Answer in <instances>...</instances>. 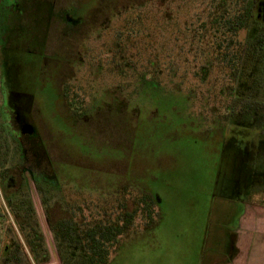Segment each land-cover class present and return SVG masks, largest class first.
Masks as SVG:
<instances>
[{"label":"rangeland","instance_id":"obj_1","mask_svg":"<svg viewBox=\"0 0 264 264\" xmlns=\"http://www.w3.org/2000/svg\"><path fill=\"white\" fill-rule=\"evenodd\" d=\"M97 1L101 9L90 12H102V19L89 14L86 20V6ZM213 1L0 0L11 101L23 95L20 105L25 106L26 96H37L27 115L40 129L37 135L47 144L61 186L45 197L34 189L25 194L35 221L43 223L50 257L45 263L24 246L21 259L10 262L4 256V245H23L25 238L21 216L4 207L0 193V264H62L45 218L69 215L72 188L91 194L86 202L95 212L99 204L116 211L118 199L137 209L134 228L112 250L109 264H224L235 255L247 202L264 200V132L259 126L264 116L225 127L214 123L230 99L222 90L228 69L223 71L211 54L214 31L203 26L211 23ZM112 13L114 20L105 21ZM131 17L135 22L127 21ZM261 18L262 13L237 32L239 42L254 40ZM87 22L91 25L85 28ZM120 40L124 53L116 48ZM29 48L41 50L48 62L40 55L34 64ZM257 68L264 87V61ZM242 69L250 71V66ZM148 71L156 72L173 94L163 99L140 95L138 78ZM175 87L182 94L191 92L190 102ZM37 139L24 136L27 152L43 156ZM6 144L5 163H15L13 172H20L22 145ZM146 193L159 199L150 224L142 202ZM77 202L84 205L85 200ZM77 208L76 219L83 222Z\"/></svg>","mask_w":264,"mask_h":264},{"label":"trees","instance_id":"obj_2","mask_svg":"<svg viewBox=\"0 0 264 264\" xmlns=\"http://www.w3.org/2000/svg\"><path fill=\"white\" fill-rule=\"evenodd\" d=\"M254 6L255 0H248L247 6L243 9L244 12H242V9L240 10L236 7L237 13L231 14V11H228L227 3L224 2L219 5V17L215 19V23L212 25L219 35L218 37L215 36L212 41V55L217 60L218 65H221L223 71L228 69V71L226 70L228 85H225L222 90L230 100L228 103L224 104V111L222 114L220 113L221 117L214 120L215 124L222 123L224 127L232 122H240L241 120L242 123H249L250 119H254L260 114L264 116V104H261L264 99H260V93L255 92V88L254 90L253 88L251 89L250 83V86H246L253 75L245 73L242 69V65L248 63V58L244 57L245 52L248 51V47L246 45H243V47L242 43L234 38L239 30L249 25ZM224 19L227 23L221 25V21ZM203 26H205V24H203ZM227 33H229L228 41H223L222 37L223 35H227ZM249 46L251 47L249 49L254 51L252 48L255 45L250 44ZM157 79L158 74L151 71H148L146 77L143 78V76H141L138 78L140 95L144 97L147 96L151 99H163L173 94L174 91L172 88H167ZM175 88L181 90L179 87ZM178 92L180 93V98L184 100V102H190L191 92L183 94L182 90ZM260 122L262 123L259 125L260 132H264V118L261 119ZM3 131L4 127L2 126L0 131V168H2V166L4 167L6 162L2 157V151L6 150L7 147L5 137H3ZM158 200L159 199L155 201L151 194L146 193L143 195L142 202L145 204L146 217L148 219L146 223L150 224L154 222L156 210H159ZM118 201L119 199L117 200V207L115 209L117 212L112 209H105L103 206L101 207L100 204L95 205V212L91 204V209L86 210L87 216L84 217L85 210L82 209L84 207L77 208V211H80L84 218L83 222L76 219V215H79L77 212L74 211L73 215L75 217L72 215L71 207L69 206V215L64 218L61 217L60 222L56 224L58 227L56 233L58 236L57 246L62 264H109L112 250L118 247L123 237L134 228L137 213V209L132 210L129 207L127 199L123 202L119 201L121 203H118ZM9 202L11 210L16 218L20 216L33 218L34 206L28 195L9 200ZM154 202H156L155 205ZM119 209H121L120 212H118ZM72 219L76 220L74 222L73 232L71 230L73 224L68 222ZM29 225V227L32 228L28 240L34 252L32 256L39 260V262H48L50 257L46 249L43 248L44 242L42 238L39 237V231L35 227L37 224L31 222ZM22 226H24V223L20 222V227L23 229ZM4 256L10 262L21 259L20 251L13 250L11 247L4 253Z\"/></svg>","mask_w":264,"mask_h":264},{"label":"flooded vegetation","instance_id":"obj_3","mask_svg":"<svg viewBox=\"0 0 264 264\" xmlns=\"http://www.w3.org/2000/svg\"><path fill=\"white\" fill-rule=\"evenodd\" d=\"M97 2H95L93 5H91L92 4L91 3L90 5L86 6V10L88 11V12L87 11L84 12L85 13L84 16H85L86 20L88 19V18H86V16H88L89 14L95 15L96 16L95 20L102 19L100 17L102 12H92V11L90 12V10L92 8H94L96 10L101 9V7L98 6L99 2L98 3ZM224 2L227 3L228 11L233 10V12L231 14H235V12L237 13L236 7H237V9H240V10L242 9V12H244L243 9L245 6H247L248 0H214L213 1V4L211 5L212 12H209V15H210L209 19H210L211 23L206 22L207 24H205V25L210 26L208 29L209 31H211V29L214 31L212 33L213 35L211 34V42H210L211 54L213 53V47H212L213 42L212 41L214 40L215 36H217V37L219 36L217 31L214 30L212 25L215 23V19L217 17H219L218 16L220 14L219 5H221ZM230 7L232 9H230ZM69 13H73V10H71V12H69ZM261 13L264 14V0H255V6L253 7V15L249 21V25L251 24V22L253 20L256 21L257 17L260 16ZM105 16H106L104 18L105 21L106 20H114V13H112V18H110L108 15H105ZM226 17H227V15H226ZM66 18L71 19L70 17H67V16H66ZM169 19H173V18L167 17V20H169ZM95 20H93V21H95ZM127 21L128 22H135L133 17H131V19H129ZM142 21H144L143 18H142ZM226 23H227V21H225V19L223 21H221V25L226 24ZM90 25L91 24H89V22H87V24L85 25L86 26L85 28L89 27ZM249 25H247V27ZM247 27H245V28H247ZM255 30H254L255 31V34H254V40L255 41L253 40V41L248 42V43L241 42L242 46L246 45L248 47V51L245 52L244 57L248 58V63H246V64H247V67L250 66V71H248V72L245 71V73L253 75L252 78L250 79V81H248L247 85L246 84L245 85L250 86V84H251V89L253 88V90H254V88H255V92L262 93L264 95V87L262 85H260L259 79L256 77L257 74H259L257 65H259V63L261 61H264V45H262V43H264V19L261 20V24L259 26H256ZM83 31L85 32L87 30L84 29ZM129 34H132V33H129ZM92 35L93 34L89 33L88 36H86V38H88ZM97 35H101L100 32L97 33ZM228 35H229V33H227V35H223L222 40L228 41V38H229ZM4 37H5V33L4 32L2 33L0 30V131H1V127L3 126L4 127L3 137H5L6 143L10 140H13L15 142L17 141L19 144L22 145L21 150L19 152V156H18V163L23 164V166H24V168L20 169V172H15V171L13 172L15 163L9 164L10 161L8 162V160H7V163H5V166L3 168H0V193L3 196L1 199L3 200V203L5 204L4 207L11 208L9 200H13L15 196H21L22 197L23 195L26 194V192L28 190L34 189L39 195H42L45 197V195L49 194V192L52 189L57 190V189H60L59 187H61V186H60L58 179H56L55 174H54V170H53V166H52L53 160L50 159L49 156H47V151H48L47 144L45 143V141H43L37 135L38 132L40 131V129L38 128L37 125H33L32 122L29 121V117L27 115L29 113L31 106L33 105V102H34L33 100H35L34 97H37V96H35L33 94L30 98L28 96H26L27 105H25V106L20 105L22 102V96L23 95L18 96L16 94V97H17L19 102L15 100V102L13 103L11 101L12 95L9 93L8 82H6V80H5L6 68L8 67V62H10V60L8 61V59H5V47H7V45H9L8 44L9 42H7ZM234 38L237 39L236 36H234ZM122 41L120 40L116 44V48L118 51L124 53L125 50L123 49V47H126V45L125 44L123 45ZM250 44L255 45L252 48V49H254V51H251L249 49L252 47V45H251V47L249 46ZM81 45L84 46L85 43L82 42ZM259 46L262 47L261 51H258ZM85 47H86V45H85ZM18 48L21 49L22 47L19 46ZM28 51H29V54L32 55L31 58H32V61L34 62V64L38 60V57L40 55H42V57L40 59H44L45 63L48 62L47 56L44 53H42L41 50L29 48ZM111 51H112V48H111L110 52ZM15 64L18 65L17 62ZM263 99H264V97H263ZM261 104H264V101H262ZM19 121H23V124H20ZM31 134L36 135V137L38 138L37 140L39 141L37 144L40 145L43 152L46 151L45 155L42 156L40 154L37 155L36 153L32 154V153L27 152L28 150L26 148L24 136L25 135H31ZM7 139H8V141H7ZM8 150L9 149L6 148L5 152L2 151L3 152L2 157H4L3 159H7V157H5V156L10 154ZM30 182H32L31 186H33V187L30 186ZM77 189H78V191H81L82 195H85V196H80V194L77 192ZM70 191H72V195H71L72 197H70L69 201L71 200L72 202H69V206L71 207L72 212H74L75 208H77V207L82 208L85 206L84 208H82L85 211L87 209H91V203L86 202L88 197L91 196V194L83 192L81 188H72V189H70ZM29 195L31 196V194H29ZM80 198L85 200L84 205L77 202V200L78 199L80 200ZM43 204L45 206H47L45 201H43ZM73 214L74 213H72V215ZM21 219H22V222L24 223V226H22L23 227L22 230H24L25 244L22 245V243L19 244L18 242L13 243L11 246H10V244H6V245H4L3 252L5 253L11 247L13 250H18V251L24 253V250H23V246H24L27 253L30 255H33V253H34L33 249L29 245L28 240H29V234L32 230V228L29 227L30 226L29 224L31 222H34L35 224H37V226H35L36 229L38 231L40 230L39 231V237H41L43 242H44L43 248L46 249L47 254L49 255L47 247H46V239L44 237L43 230H41L42 228H40L43 225V223L41 224L38 220L35 221V217L26 218L24 216H21ZM45 220L47 221V225H48L47 227L49 228V231L51 232V234L53 236L52 238L55 242L56 253L59 255V250H58V246H57L58 245V236L56 235V233L58 231V227L56 226V224L58 222H60L61 218L53 219V218L47 216L45 218ZM75 221H76L75 219L68 221L69 223L73 224L71 226L72 232L74 231L73 227H74Z\"/></svg>","mask_w":264,"mask_h":264},{"label":"crops","instance_id":"obj_4","mask_svg":"<svg viewBox=\"0 0 264 264\" xmlns=\"http://www.w3.org/2000/svg\"><path fill=\"white\" fill-rule=\"evenodd\" d=\"M247 205L236 233L235 255L224 264H264V200Z\"/></svg>","mask_w":264,"mask_h":264}]
</instances>
